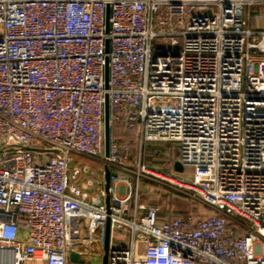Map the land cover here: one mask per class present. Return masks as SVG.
Masks as SVG:
<instances>
[{
	"label": "built area",
	"instance_id": "obj_1",
	"mask_svg": "<svg viewBox=\"0 0 264 264\" xmlns=\"http://www.w3.org/2000/svg\"><path fill=\"white\" fill-rule=\"evenodd\" d=\"M259 5L0 0V264H102L108 216V264H264ZM144 183L209 212L142 202Z\"/></svg>",
	"mask_w": 264,
	"mask_h": 264
},
{
	"label": "rangeland",
	"instance_id": "obj_2",
	"mask_svg": "<svg viewBox=\"0 0 264 264\" xmlns=\"http://www.w3.org/2000/svg\"><path fill=\"white\" fill-rule=\"evenodd\" d=\"M258 8L261 10V12L264 13V5H259ZM211 12L217 13L218 12L217 7H212ZM160 13H162L163 16L166 15V12H164L163 9L160 10ZM189 17H190L189 12L186 10V16L183 18L186 22H188ZM180 18H181L180 16H175L171 20L172 28L177 30V31L181 30L179 25H178V20ZM167 28H170V26H168ZM114 132L123 141H125V140L127 141L128 139H131L134 137V135L132 133H128V132L122 130L121 128H119L118 130L116 129ZM166 149L174 150L175 152H177V146L176 145L173 146L171 143L154 142L152 144H149L148 153H149V155L150 154H156L157 152L160 154V153H163ZM159 161L160 160H156L157 163H159ZM74 164H76V162H73V163L71 162V166H73ZM92 165H94L95 167H100V166H102V163L95 161V163H93ZM150 188H153V190L158 189V188H156L155 185L150 184V183H144V185L141 186V189L139 191L141 199L146 200L149 197V194H150L149 189ZM170 198L172 200L174 199L175 201H177L176 210L174 212L176 215L183 217V213L185 215H188L190 212H196V213L200 212L202 214H206L209 212L208 210L204 209L203 207L200 208L196 205H191L190 202L185 197H183L181 195L173 194Z\"/></svg>",
	"mask_w": 264,
	"mask_h": 264
},
{
	"label": "water",
	"instance_id": "obj_3",
	"mask_svg": "<svg viewBox=\"0 0 264 264\" xmlns=\"http://www.w3.org/2000/svg\"><path fill=\"white\" fill-rule=\"evenodd\" d=\"M109 17H110V6L107 5L106 8V31H109L110 24H109ZM106 51L109 52V41H106ZM105 86L106 88L109 87V57H106V66H105ZM104 120H105V153L108 156L110 153V143H111V121H110V104H109V95H105V105H104ZM176 169L182 171L183 168L180 163H177ZM110 185H111V172L109 168L105 170V202L107 206V212L110 213ZM118 232H122L120 228H115ZM110 231H111V219L108 216L106 220V232H105V243H104V250L105 254L103 257L102 264H108V251H109V243H110ZM72 260H77V255L72 254Z\"/></svg>",
	"mask_w": 264,
	"mask_h": 264
},
{
	"label": "crops",
	"instance_id": "obj_4",
	"mask_svg": "<svg viewBox=\"0 0 264 264\" xmlns=\"http://www.w3.org/2000/svg\"><path fill=\"white\" fill-rule=\"evenodd\" d=\"M171 152L172 153H175L174 150H171ZM163 153H160V155H163ZM176 165H177V163L174 164V167L175 168H176ZM149 193H150L149 194V197L146 200L141 199L140 198V195H139L138 200H140L142 202L159 203V204H162V206L164 208H168L169 210H172L173 212H175L177 201H175L174 199L172 200L171 198L170 199H167V197H165L164 193L160 192L158 189H154L153 190V188H150L149 189ZM134 206H135V201L134 202L132 201L130 207H134ZM184 215L185 214L183 213V216ZM185 216H187V215H185Z\"/></svg>",
	"mask_w": 264,
	"mask_h": 264
},
{
	"label": "trees",
	"instance_id": "obj_5",
	"mask_svg": "<svg viewBox=\"0 0 264 264\" xmlns=\"http://www.w3.org/2000/svg\"><path fill=\"white\" fill-rule=\"evenodd\" d=\"M172 145L174 146V145H176V144H172ZM176 146H177V145H176ZM170 152H171L170 149H166V150L164 151V153H169V154H171L172 152H171V153H170Z\"/></svg>",
	"mask_w": 264,
	"mask_h": 264
}]
</instances>
